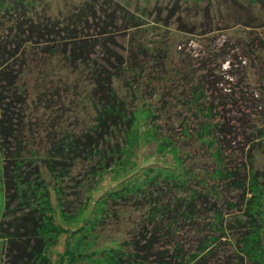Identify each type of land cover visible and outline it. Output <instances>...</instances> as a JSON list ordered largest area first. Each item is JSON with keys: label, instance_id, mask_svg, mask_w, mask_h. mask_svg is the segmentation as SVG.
Returning <instances> with one entry per match:
<instances>
[{"label": "trees", "instance_id": "obj_1", "mask_svg": "<svg viewBox=\"0 0 264 264\" xmlns=\"http://www.w3.org/2000/svg\"><path fill=\"white\" fill-rule=\"evenodd\" d=\"M88 1L47 14L37 10L41 0H0L6 264H49L46 249L66 231L75 237L66 252L79 240L87 248L83 258L95 264H264V39L255 31L264 28V13L240 4L232 24L215 21L208 28L195 18L187 23L197 12L186 13L184 22L175 20L185 33L204 38L200 47L180 40L174 58L166 49L146 57L143 47L125 56L104 28L116 20L114 10L101 8L94 32H85L83 25L95 20L94 0ZM235 25L240 31L233 40L219 42L223 34L210 32ZM10 58L17 81L22 65L35 71L45 111L79 104L87 122L76 123L77 115L55 129L42 124L25 131L18 108L24 87L11 90ZM69 73L76 76L70 80ZM144 142L168 154L169 165L144 162L148 156L137 154ZM107 170L117 184L85 211L91 181ZM68 195L76 199L66 206ZM127 210L139 211V218L125 235L101 245L87 238L97 223L100 231L92 235L100 237L107 218L117 222Z\"/></svg>", "mask_w": 264, "mask_h": 264}, {"label": "rangeland", "instance_id": "obj_2", "mask_svg": "<svg viewBox=\"0 0 264 264\" xmlns=\"http://www.w3.org/2000/svg\"><path fill=\"white\" fill-rule=\"evenodd\" d=\"M41 2L42 5L37 6L38 11H45V13L47 14H55L56 12H58V9L64 11L67 7H77L89 1L41 0ZM93 2V5L95 7V20H91L90 18L88 19V23H85L83 25V27L85 28V32H89V34L94 32L95 29L93 23L97 21L98 16H102L101 8H105V11L107 10L109 12H112V10H114L116 20L114 22L113 20L107 21L104 28L110 31L109 34L113 36L114 42L116 43V45L114 44V46L118 48L119 52L122 51L125 56L130 49L143 47L146 57L148 55L151 56V54L162 53V51L166 49L167 54H170L172 58H174L176 57L175 55L177 50V47H175V45L180 40L181 43L179 44H184L186 48H193L195 46L200 47L199 41L202 42L204 38L200 39L197 36H192L188 33H185L184 30L180 29L178 25L179 23H177V21L175 20V18L177 19V17L179 16L180 21L184 22L186 19L185 17H187L186 13H192L194 15V12H197V15H194L192 19L191 17H188L186 19V22L189 23V20L194 21L195 18L197 22L200 23L199 26H206V28H208L210 25L211 27H213L215 21H220L218 23L219 25L232 24L233 14L237 13L238 7L241 10H239V12L242 13L243 7L241 5L248 6L250 8L249 11H251V14L262 15V13H264V2L262 0H94ZM241 13L238 14L240 15ZM257 17L263 18V16ZM104 18L108 20L109 16L107 15L106 17L104 15ZM210 21L212 22L210 23ZM129 25L131 27L127 28V26ZM99 29H101V26H99V28H97L96 30ZM239 31V26L235 25L231 28H227L226 30L216 29L210 32H212V34L216 37H218L219 33H222L223 37L217 38L219 39V42H221L224 36H229L230 40H233L234 36H238ZM255 31L264 39L263 27H257ZM0 33H4V29L2 28V26H0ZM180 45H178V47ZM230 45L233 47H238V45L234 42H231ZM22 48L27 51L26 49L28 47L24 46ZM156 49L158 50L155 51ZM37 57L41 58V55L39 54ZM28 62L32 63V65L34 63H36L37 65L41 64V62L39 64L37 59L33 60L32 58L30 60L28 59ZM7 63H11L12 65L11 71L13 74L14 82L11 83V90H14L13 87L16 86V84L18 85V83H21L19 89L24 87L22 89L24 94H22L23 100L19 104L18 108L24 115V122L27 125V127H23L25 131H30L32 127L41 129L42 124L45 125L46 128L55 129L59 125L63 126L64 124H68L69 121L73 123L77 115L78 117L76 123L80 121V118L82 119V121L87 122L88 112L87 110H85L84 112V110H82L81 108V105L79 104L74 106L71 104V102H69V105L64 106L63 110L61 108H57L56 111H53V109L51 108L45 111L41 107V100L38 99L35 94L36 89L34 90V81L37 78L35 71L31 72L28 71V69L25 70L23 69L22 65L21 67H19L20 80L18 78L19 81H17L16 61L14 60V58H10L7 60ZM74 75L75 74H70L69 79L72 80V77ZM0 85L3 88L0 89L1 97L6 84L4 81H2L0 82ZM59 98L63 99L61 97ZM64 101L66 103V99H64ZM55 104L53 103V105ZM176 127L177 126H175V128ZM153 146V142L142 143L137 151L138 156L147 155L148 157L144 159V162H146L147 164H152L153 166L169 165L163 160L169 161L171 159L170 156L165 153H156L153 149ZM73 174L74 176H76L75 173ZM118 180L119 177L113 178L111 175V171L107 170L105 172H101L96 181H91V187L93 189L91 191L90 200L85 208V211L92 209L95 204L96 198L103 191L107 190L110 187H114L117 184ZM49 196L51 207L53 209L56 206L57 202L52 190L50 191ZM3 199L4 192L0 181V217L3 210ZM75 199L76 198L74 196H69V199L67 197V199L63 202L66 206H69L70 202L75 201ZM53 216L55 217L56 221L65 226V223L62 222V220H60L59 216L57 215L56 210H54ZM138 218L139 211L129 210H127L122 216L120 215L117 222H114L112 216H110L109 218H107L106 223L103 224L105 226L102 229L103 231L101 230L102 233L100 237H95L94 235H92L95 232L100 231V229H98L99 226L97 223L93 229L94 231L91 232V235L88 234L87 238H94L95 244H104V242L109 238L112 239V237L114 236L121 237L122 235H125L128 230L127 227H130V225ZM67 232L68 231L59 233L56 242L46 249L49 264H95L93 263V261L88 260L89 258H83L85 246L81 248V241L79 240H76V250L66 252L67 248H65V246L71 245L75 240V237L73 235H69ZM87 238H84V240H87ZM65 241H67L68 244H65ZM1 245L2 240L0 239V264H6L8 259H6V255L3 253V250H1ZM85 249L87 248L85 247Z\"/></svg>", "mask_w": 264, "mask_h": 264}]
</instances>
